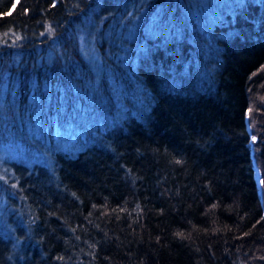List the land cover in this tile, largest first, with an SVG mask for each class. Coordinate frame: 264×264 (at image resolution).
Here are the masks:
<instances>
[{
    "label": "trees",
    "instance_id": "obj_1",
    "mask_svg": "<svg viewBox=\"0 0 264 264\" xmlns=\"http://www.w3.org/2000/svg\"><path fill=\"white\" fill-rule=\"evenodd\" d=\"M200 1L0 0V132L124 113L8 161L0 264H264V0Z\"/></svg>",
    "mask_w": 264,
    "mask_h": 264
},
{
    "label": "rangeland",
    "instance_id": "obj_2",
    "mask_svg": "<svg viewBox=\"0 0 264 264\" xmlns=\"http://www.w3.org/2000/svg\"><path fill=\"white\" fill-rule=\"evenodd\" d=\"M216 2H221V0H201L199 5H196L194 15L199 27L204 29L206 25H212L210 17H213V12L215 9ZM82 49L86 56L92 60L98 71H101L102 67L100 64L99 52L93 41L83 40ZM112 78H110V81ZM140 102L143 96L136 95ZM113 101L115 105L120 106L121 109L123 105L119 100V95L115 94ZM142 106V105H141ZM121 111V110H120ZM119 111V112H120ZM117 112L115 115H105V118L101 116L94 115L87 124L85 123H74L67 122L64 125H59L55 122L53 127L44 126L42 123L35 125V129L25 122H19V127L24 130V138L22 139L21 134H14V132L8 129L4 134V130L0 132V186L3 187V180H7L9 160H25L30 164L34 162H47L50 163L53 158V153L56 150H71L72 152H77L83 147L84 143L91 136L99 135L107 129V126L114 124L124 113ZM89 136V137H88ZM85 146V145H84ZM2 191V188L0 187ZM1 203H6V194L3 189L2 194H0Z\"/></svg>",
    "mask_w": 264,
    "mask_h": 264
},
{
    "label": "snow or ice",
    "instance_id": "obj_3",
    "mask_svg": "<svg viewBox=\"0 0 264 264\" xmlns=\"http://www.w3.org/2000/svg\"><path fill=\"white\" fill-rule=\"evenodd\" d=\"M177 163H180V161H177ZM264 183V181H262ZM177 235H182V233H177Z\"/></svg>",
    "mask_w": 264,
    "mask_h": 264
},
{
    "label": "bare ground",
    "instance_id": "obj_4",
    "mask_svg": "<svg viewBox=\"0 0 264 264\" xmlns=\"http://www.w3.org/2000/svg\"><path fill=\"white\" fill-rule=\"evenodd\" d=\"M260 176V172H258V177Z\"/></svg>",
    "mask_w": 264,
    "mask_h": 264
}]
</instances>
